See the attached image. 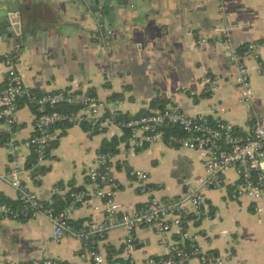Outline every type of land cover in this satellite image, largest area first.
Instances as JSON below:
<instances>
[{"label": "crops", "instance_id": "1", "mask_svg": "<svg viewBox=\"0 0 264 264\" xmlns=\"http://www.w3.org/2000/svg\"><path fill=\"white\" fill-rule=\"evenodd\" d=\"M40 1L47 16L56 19L52 20L63 18L62 11L48 0ZM125 4L112 22L115 40H108L105 50L80 33L64 55L59 51L52 57V44L44 52L40 36L32 48L22 49L14 59L27 94L18 104L16 141L20 150L16 154L6 145L8 135L0 120V171L20 166L23 187L42 201L52 197L56 187L60 188L57 203L70 201L80 190L91 192L88 169L96 163L105 141L124 136L118 127L107 128L103 133H94L84 125L57 127L47 160L38 164L35 158L33 163V155L24 142L35 133L38 112L34 103L44 94L92 93L106 101H120L121 111L129 116L161 109L153 104L157 100L165 108L179 104L191 117L215 119L219 117L212 111L215 104L223 110L222 119L242 133L251 132L257 123L264 125V0H165L156 9L144 8L140 1L136 6L130 0H125ZM38 17V11H33L32 20ZM91 25L100 30L95 23ZM224 27L229 28L230 47L220 43ZM110 28L107 23V30ZM203 38L210 43L197 46V40ZM51 41H55V35ZM252 43L259 45L260 58H247L243 63L249 70L253 97L249 103H241L243 90L236 82L234 54ZM10 50L0 44V93L6 74L3 56ZM205 76L219 82L213 95L204 93ZM189 91L197 96H189ZM124 142L115 155L113 176L120 184L116 200L129 212L141 210L152 198L184 194L207 177L197 152L164 142L130 151ZM134 170L149 173L148 193L131 176ZM234 182L237 174L231 170L224 188L201 191L211 213L191 222L188 231L205 254L224 264H264V202L247 196L233 200ZM17 197L11 186L0 183V206L17 207ZM100 204L102 201L88 198L70 214L71 224L79 227L104 221V210L94 209ZM174 233L172 240H178ZM126 236V231L119 228L106 239L89 245L70 236L55 242L53 225L42 215L21 220L0 216V264H30L47 259L54 264H95L88 256L91 248L108 260H122L126 257ZM166 254V247L152 227L136 230L133 264H149L150 258ZM191 264L202 263L194 259Z\"/></svg>", "mask_w": 264, "mask_h": 264}, {"label": "built area", "instance_id": "2", "mask_svg": "<svg viewBox=\"0 0 264 264\" xmlns=\"http://www.w3.org/2000/svg\"><path fill=\"white\" fill-rule=\"evenodd\" d=\"M221 35L220 43L230 47L229 28H222ZM209 43L206 38L196 42L199 46ZM258 49L259 45L252 43L234 54L238 68L236 82L243 90L241 103H249L253 97L249 70L243 60H258ZM4 64L6 74L5 86L0 93V120L9 138L6 145L11 153L16 154L20 150L16 141L17 110L20 100L27 94V88L14 59L8 58ZM202 85L207 95H213L219 89L218 80L212 76H205ZM187 94L191 97L197 96L191 91ZM34 105L38 112L35 133L24 145L29 148L38 164L47 160L54 129L61 124L84 125L94 133H103L107 128L118 127L124 134L127 132L124 145L130 151L164 142L169 146L197 152L204 163L207 177L199 186L191 187L179 196L152 198L144 208L135 212L127 211L116 200L120 184L113 176L115 155L109 153H101L96 163L88 169L87 177L92 191H78L70 201L63 200L62 207L58 206L56 200L60 188H54L52 197L42 201L35 192L23 187L20 166L14 165L8 172L0 171V183L11 186L18 196V206H0V216L21 220L42 215L53 225L55 242L70 236L89 245L96 240L106 239L115 229H124L127 233L124 243L126 257L122 260H108L95 248H91L88 256L95 264H133L135 232L145 226L155 230L160 243L167 249L165 256L150 258L149 264H191L194 259L202 264H224L217 257L205 254L188 231L191 222L203 219L211 213L201 191L224 188L227 173L234 170L237 182L232 184L231 198L239 200L247 196L256 202H264V125L257 123L251 132L242 133L233 124L222 119L223 110L215 104L212 111L219 114L215 119L188 116L179 104L129 116L121 111L120 101L111 102L92 93L75 94L68 91L44 94L35 99ZM69 106H76L78 109L71 112L64 110ZM166 128H177L178 133L166 137ZM131 176L141 184L143 192L148 193L149 173L134 170L131 171ZM90 197L102 201L94 209L104 210V221L79 227L72 225L70 214ZM174 230L177 232L174 233ZM173 233L178 240H172ZM30 264H54V261L35 260Z\"/></svg>", "mask_w": 264, "mask_h": 264}, {"label": "water", "instance_id": "3", "mask_svg": "<svg viewBox=\"0 0 264 264\" xmlns=\"http://www.w3.org/2000/svg\"><path fill=\"white\" fill-rule=\"evenodd\" d=\"M53 7L63 13V18L56 20L47 16L40 0H0V44L11 49L3 56V62L8 58H18L22 49L32 48L36 37L41 36L44 52L53 46L52 57L65 54L71 42L84 33L91 43L105 50L108 40H115L116 32L113 21L120 8L126 6L125 0H48ZM133 6L140 1L144 8L156 9L165 0H130ZM33 11H38L39 17L32 20ZM54 19V20H52ZM95 23L100 30L92 28ZM107 23L109 30H107ZM55 35V41L51 37ZM199 46V45H197Z\"/></svg>", "mask_w": 264, "mask_h": 264}, {"label": "trees", "instance_id": "4", "mask_svg": "<svg viewBox=\"0 0 264 264\" xmlns=\"http://www.w3.org/2000/svg\"><path fill=\"white\" fill-rule=\"evenodd\" d=\"M162 103H163L162 101L160 102V101L156 100L153 104L159 105L158 108L163 109V108H165V104H162ZM153 107H154V105H153ZM77 109H78V107H76V106H69V107H66L64 110L71 112V111H76ZM58 127L65 128V127H71V125L61 124ZM165 133H166V137H169L170 135L177 134L178 133V129L177 128H166L165 129ZM127 136H128V134L126 132L122 138L114 137L110 141H105L103 146H102L101 153H109V154H112V155H117L119 153V149H118L119 145L121 144V142L126 141ZM8 139L9 138L6 139V142L8 141ZM31 161L33 163H35V157L34 156L32 157ZM9 204H11V203H9ZM57 204H58L59 207L63 206L64 205V201L61 200ZM13 206H15V204ZM122 264H130V263L129 262H123Z\"/></svg>", "mask_w": 264, "mask_h": 264}]
</instances>
